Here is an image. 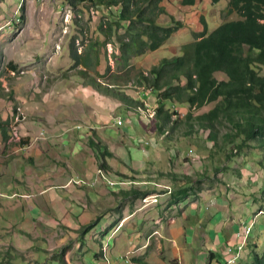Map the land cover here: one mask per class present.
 Returning <instances> with one entry per match:
<instances>
[{
  "label": "crops",
  "instance_id": "crops-1",
  "mask_svg": "<svg viewBox=\"0 0 264 264\" xmlns=\"http://www.w3.org/2000/svg\"><path fill=\"white\" fill-rule=\"evenodd\" d=\"M34 26L27 25L31 30H24L8 44L5 57L9 66L0 70V197H22L28 203L23 210L34 215L29 218L33 219L31 226L43 233L0 227L4 241L0 251L26 253L9 243L11 235L13 243L14 238L26 241L34 240L33 236L69 233L77 240L73 241L72 260L70 254H63L66 264H227L228 250L236 251L241 243L238 232L242 228L246 246L237 264H255L253 252L264 251V167L258 162L262 173L254 177L246 165L235 167L233 159L225 170L214 168L212 180L216 178V183L196 186L201 165H180L185 156L177 152L180 166L172 164L175 174L144 175L138 169L142 167L138 155L153 151L160 156L163 147L174 144L177 136L165 131L159 132L154 142L146 141L130 127L132 120L121 122L128 125L127 130H121L124 124L114 120L110 111L129 110L130 105L97 91L78 74L56 80L62 71L57 66L58 54H52L55 40L33 31ZM48 57L52 63L47 62ZM43 75L51 80L46 82ZM110 87L120 89L117 84ZM139 95L142 101H149L147 107H157L153 94L146 91ZM20 115L22 120L17 122ZM138 116L150 123L141 113ZM16 124L21 142L10 140L11 126ZM149 147L152 150H147ZM100 161L110 167L108 175L118 179L113 181L127 184L111 188L108 182L112 181L98 176L99 171L103 179L106 177L99 168ZM121 165L133 174L121 172ZM82 181L85 184H78ZM154 197L157 203L151 199L150 204L145 202ZM100 200L104 208L96 209L100 215L92 218L93 227L84 232L89 225L79 221L88 204ZM24 248L30 252L29 246ZM48 251H43L47 262H38V253L26 259L19 256L13 262L20 264L22 259L34 262L31 264H62V251L51 258ZM88 254L93 261L87 259Z\"/></svg>",
  "mask_w": 264,
  "mask_h": 264
},
{
  "label": "rangeland",
  "instance_id": "rangeland-1",
  "mask_svg": "<svg viewBox=\"0 0 264 264\" xmlns=\"http://www.w3.org/2000/svg\"><path fill=\"white\" fill-rule=\"evenodd\" d=\"M229 2L230 0H222L219 4L214 5L211 0H196V5L190 7L183 5L182 0H164L159 7L164 8L167 15H159L157 19L158 23L166 27L174 26L175 24L171 22V17H173L176 21L183 23L185 27L174 33L173 36L155 52L147 50L142 55L134 56V52L130 51L129 54L131 56H128L130 60L125 62L119 38H122L126 42L129 41V38L125 34L123 26L117 28L115 25L118 21L116 17V13L119 9L118 7L95 6L94 4L84 6L80 4L76 8H73L65 0H0V70L3 69V71H5L9 66L5 53L8 51V46L14 42L13 39L24 30L25 33L31 30L29 27L27 28V25H36L34 26L35 28L32 29L33 31L39 32L41 36L46 35L55 40L56 44L54 43L52 54H58L56 57L58 62L57 66L60 68L59 71H62V76L54 77L56 80H60V78L63 79L70 75L75 77L79 71L77 68L82 69L84 67L82 65H77V62L72 59L71 45L74 44L76 53L85 55V58H80L82 62H86V54L90 55L92 64L88 71L98 79L100 83L106 85L117 84L122 93L126 96L134 99V101L149 104L148 100V102H144L140 98L139 94L145 93L147 89L145 90V87L140 84L139 75L142 73L148 76L152 68L159 66L164 59L171 60L179 57L181 55V48L193 42L195 40V33H199L203 29L200 22L201 17H205L209 32L215 30L224 22L237 20L238 17L236 14L229 15L227 13ZM22 17H24L23 20ZM110 26H112V29ZM100 27L103 31H100ZM106 33L107 36L105 35ZM95 47L96 50L94 51ZM97 60H99V62L96 65ZM47 62L52 63L51 57L47 58ZM49 67L52 68L53 65ZM21 72H23L22 69ZM59 74L60 72L58 75ZM262 74H264V69L262 70ZM42 77L46 79V82L51 80L50 76L43 75ZM215 77L219 81L227 79V76L223 73H216ZM128 104L131 107L129 109L130 111L124 107L125 109L111 110L110 114L113 115L114 120L119 119L127 124L128 121L132 120L133 123L130 127L146 141L153 140L154 142V140L158 138L157 134L159 133V126L152 118H155V108L150 109V107H148L149 110L146 111V109L142 108L137 103L133 102ZM150 106L152 107V105ZM214 106L215 104H211L201 109L190 110L186 105H176L180 113L177 120L174 117L177 124L171 123L166 125L164 130L169 132L168 135H175L173 136L174 138L177 136V141L172 145L169 143L164 146L159 153L160 156L154 154L153 151H148L149 155H138L137 159H140V164L142 165V167L138 168L139 171L144 173V175L156 172L159 177L163 174H175V169L173 167L175 165H186V167H197L201 165L202 167L200 166L198 168V172H201L202 175L197 176L199 181L196 182V186L202 184L206 187L212 182L216 183V178L212 180L214 177L213 173L215 172H213L214 168L219 167L220 170H225L226 164L230 160L235 159V167L246 165V169L253 171L254 177L256 174L260 175L262 171H260L261 169H259L256 164L264 159L263 154L257 149L244 150L242 153H239L236 149L233 151L229 144L225 145L222 140V135L226 133L227 126L218 125V146H213V144L207 140L209 132L201 129L197 124L188 122L186 116H188L189 113H193L194 119L198 115L210 111ZM140 113L142 116L144 115V117L148 115V119H150L148 121H150V123H146L145 119L140 118L138 116ZM119 124L121 125L122 123L120 122ZM120 125L117 123L116 126L120 127ZM192 125H194L193 129L191 128ZM122 127L121 130L124 128V130H127L128 125L124 124ZM188 131L191 132L190 135H186ZM184 134L186 137H183ZM167 137L166 135V138ZM134 139L136 143H139L137 137H134ZM174 140L175 139H173L172 142H174ZM254 145L255 144H253V146ZM147 150L152 149L149 147ZM177 152L185 156V160L179 163L180 165L177 163L176 159ZM195 153L197 154L194 155ZM229 155H232L230 159L228 157ZM119 170L125 172L129 176L133 174L131 170L123 168L122 165ZM103 172L106 176L104 179L102 178L103 181L114 182H108L111 188L124 187L127 184L125 181H113L118 179L116 177L111 178L106 171ZM117 182L122 185L116 186L115 183ZM218 182L221 181L218 180ZM81 183L82 182H79L78 184ZM104 189L107 190L106 188ZM47 197L48 196L45 197V200H48ZM41 199L44 200V198ZM150 199L154 203L158 202L157 197L147 198L145 202L147 203ZM24 201L22 197H18L15 200H5L0 197V227L23 229L29 234H42L43 231L37 230L31 226L33 219L29 218L34 217V215L25 213L23 208H26L28 203H24ZM103 203L104 201L100 200L99 202H94L93 205H86L88 207L87 211L79 222L90 225L91 221L95 220L92 218L100 215L96 209H103ZM150 203L151 202H148V204ZM261 214L264 213L261 212ZM54 221L57 223L63 222L61 220ZM260 223H263V220H260ZM24 225L28 227H24ZM11 232H14V230ZM13 237L14 235L10 236L9 243L15 245V247H18L20 250L26 251V253L22 254L25 257L24 259L38 253L36 260H38V262H47L48 256L43 252L47 248L49 249L48 255L50 258L51 255L54 256L57 252L64 251L66 254H70L69 258L72 260V256L75 254L73 247L75 243L73 241H76L77 237L74 234L67 233L64 236L52 235L38 238L33 236L34 240L27 238L26 241L24 238H14L12 243L11 239ZM5 240L8 239L5 238ZM2 243H4V241L0 237V245ZM61 244L66 245L58 247ZM26 245L30 247V252L24 248ZM87 256L88 260L93 261L91 254ZM18 262L20 264L34 263L22 259H19Z\"/></svg>",
  "mask_w": 264,
  "mask_h": 264
},
{
  "label": "trees",
  "instance_id": "trees-1",
  "mask_svg": "<svg viewBox=\"0 0 264 264\" xmlns=\"http://www.w3.org/2000/svg\"><path fill=\"white\" fill-rule=\"evenodd\" d=\"M65 1L73 8L80 4L119 8L115 25L117 28L123 26L129 38L127 42L119 38L125 62L130 60V51L134 52V56L142 55L147 50L155 52L174 33L185 27L173 17L171 22L174 26L166 27L158 23L159 15H167L166 10L159 7L164 0ZM221 1L211 0L214 5ZM182 4L194 7L196 0H182ZM227 13L236 14L238 19L224 22L212 32H209L205 17H201L203 29L195 33V40L181 48L179 57L164 59L159 66L153 67L148 76L141 73L140 84L156 97V115L153 119L157 121L160 133L165 132L166 125L177 124L180 114L172 110L176 105H186L193 110L215 104L210 111L198 115L196 119H193V113H189L186 116L188 122L209 132L207 140L213 146H218V125H225L227 131L222 135L225 145L229 144L233 151L236 149L239 153L257 149L264 158V0H230ZM71 56L77 65L84 66L85 70H79L77 74L94 89L122 103L134 102L149 110L145 103L134 101L119 89L111 88V84L100 83L88 71L92 64L90 55L86 54V62H82L80 58H85V55L77 54L74 44L71 45ZM216 73L225 74L227 79L217 80ZM145 116L148 119V115ZM228 157L230 159L232 155ZM259 164L264 167V159ZM99 168L101 171L110 170L103 161H100ZM92 227L93 224L89 225L84 232ZM22 254H14L9 249L0 251V264H16L13 261ZM63 254L64 251L59 260L66 264ZM253 256L255 264H264V251H254Z\"/></svg>",
  "mask_w": 264,
  "mask_h": 264
},
{
  "label": "built area",
  "instance_id": "built-area-1",
  "mask_svg": "<svg viewBox=\"0 0 264 264\" xmlns=\"http://www.w3.org/2000/svg\"><path fill=\"white\" fill-rule=\"evenodd\" d=\"M175 114H180L179 113V110L177 107H175V109H172ZM120 122H123L122 120H120ZM11 127H14V135H20V132L18 130L15 129V126H11ZM13 138V136H11L10 140ZM10 142V141H9ZM98 176L102 179V175L99 174V171H98ZM82 184H85L83 181H82ZM238 238L241 240V243L240 245L238 246L237 250L234 251L232 248H230L228 250L229 254H230V258L227 260V264H237V262L241 259V256H242V251L244 250L245 248V236H242V228L241 230L238 232ZM129 256V255H127ZM109 264V263H107Z\"/></svg>",
  "mask_w": 264,
  "mask_h": 264
},
{
  "label": "bare ground",
  "instance_id": "bare-ground-1",
  "mask_svg": "<svg viewBox=\"0 0 264 264\" xmlns=\"http://www.w3.org/2000/svg\"><path fill=\"white\" fill-rule=\"evenodd\" d=\"M155 112V111H154ZM155 115H156V113H155ZM152 118H154V117H152ZM21 115L18 117V119H17V122H20L21 121ZM15 126V129L16 130H18L19 131V127H18V125L16 124V125H14ZM12 136H13V138H12V142H21V136L20 135H14V127L12 128ZM11 144V143H10Z\"/></svg>",
  "mask_w": 264,
  "mask_h": 264
}]
</instances>
